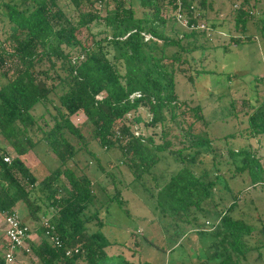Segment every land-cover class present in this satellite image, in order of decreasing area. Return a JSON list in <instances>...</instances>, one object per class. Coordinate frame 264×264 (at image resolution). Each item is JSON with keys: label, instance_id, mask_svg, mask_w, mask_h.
<instances>
[{"label": "trees", "instance_id": "1", "mask_svg": "<svg viewBox=\"0 0 264 264\" xmlns=\"http://www.w3.org/2000/svg\"><path fill=\"white\" fill-rule=\"evenodd\" d=\"M68 1L71 14L59 0H0V17L7 24L0 39V68L8 58L20 63L13 76L0 70V135L13 150L0 144V213L15 212L22 200L33 219L48 216L49 225L38 223L36 238L28 239L33 262L150 264V259L141 257L142 243L135 230L124 241L111 240L103 231L109 205L126 200L113 180L114 193L101 185L107 198L95 204L96 184L75 166L81 152L99 164V155L89 146L94 140L101 148L120 151L132 181L158 208L166 238H179L188 231L199 235L205 256L197 258L198 264H240L248 251L261 250L264 240L251 241L255 225L233 213L237 201L233 190L231 202L218 209L216 220H207L217 203L212 196L223 173L203 107L186 102L176 91L177 74L193 80L185 69H191L195 53H204L211 38L215 20L209 23L206 14L211 0ZM248 3L240 0L233 8L234 25L244 30L252 20L263 33L264 10L254 13L245 7ZM179 11L188 24L203 21L207 26L185 25L179 35ZM93 25L103 27L101 34L93 31ZM252 37L232 35L230 41ZM194 70L209 71L204 66ZM140 106L150 113L144 123L159 127L152 134L136 133L127 121V114ZM249 106L245 110L249 134L264 133V96ZM79 111L85 118L76 124L72 115ZM133 119L139 121L141 116ZM41 140L60 164L38 180L23 155ZM6 153L11 154L9 162L3 159ZM207 154L213 168L194 169ZM228 154L234 164L232 175L247 173L248 185L264 184L260 156L247 147L228 149ZM168 157L176 164L172 169L166 166ZM100 168L110 174L103 165ZM258 220L264 237L260 214ZM171 223L175 236L167 234ZM0 264H5L1 252Z\"/></svg>", "mask_w": 264, "mask_h": 264}, {"label": "rangeland", "instance_id": "2", "mask_svg": "<svg viewBox=\"0 0 264 264\" xmlns=\"http://www.w3.org/2000/svg\"><path fill=\"white\" fill-rule=\"evenodd\" d=\"M211 2L212 8L206 11L208 22L215 20L213 29L211 28V38L207 41L204 53L201 55L197 54L198 52L195 53L196 60L190 62L191 69H185L187 74L192 72L193 80H189L185 73L177 74L176 91L186 102L199 103L203 107L204 114L209 120V134L214 139L212 144L217 150L219 172L223 173L218 179L217 188L212 196L217 203L214 210L207 213V220L211 223L216 220L218 209L231 202L230 190H233L237 195L233 213L255 225L254 235L251 238V241L255 242L258 239L264 240L262 232L259 231L260 220H258V214H260L264 222V184L248 185L250 179L247 173L232 175L234 164L231 162L232 157L228 154V149L247 147L260 156L264 164V133L249 134L248 115L245 113L247 107L250 109L251 103H257V100L264 96V32L257 30L258 27H255L256 24L254 22V25L252 20L248 21V27L244 30L241 27H235L232 12L233 8L239 5L240 0H211ZM59 3L70 14L73 12L68 0H59ZM245 7H249L254 13H261L264 10V0H249ZM176 26V32L179 35L186 29L180 22L176 23ZM92 28L94 32L100 34V30L103 29L100 25H93ZM6 31L7 24L0 17V39L4 38ZM243 34H252L253 37L248 41H230V36H243ZM202 39V37L199 38V40ZM183 66L186 68L188 65L183 64ZM200 66H204L209 71L196 73L194 69ZM19 67L20 63L16 59L8 58L0 70H5L8 76H13ZM138 114L141 119L136 121L133 116ZM149 114L145 107L140 106L127 114V121L132 124L136 133L152 134L153 130H158L159 127L144 123ZM84 118L82 111L72 115V120L76 124H81ZM195 126L198 128L200 124L197 123ZM154 137L158 139L156 135ZM0 144L5 145L11 153L13 152L12 147L1 135ZM89 146L99 155V164L110 173L106 174L88 153H79L75 166L87 172L96 184L98 192L95 204L99 205L107 198L101 185H105L111 194L114 193L113 180L121 196L126 200L123 204L111 203L108 210L104 212L105 235L111 240L124 241L129 238L130 231L135 230L142 243L141 257L150 259V264L154 261L158 263L169 261L173 264H189L192 261L198 264L197 258L201 259L205 256L199 235L188 231L187 235L179 238H170V236L166 238L160 227L162 216L158 208L155 209L153 201L145 195L140 184L132 181V172L121 161L120 151L101 148L96 140L90 142ZM23 159L38 180L60 164L59 158L54 155L45 140L36 143L23 155ZM166 166L172 169L176 164L172 163L171 158L168 157ZM160 167L162 168L163 165ZM199 167L210 170L213 168L208 154L203 156V162L193 166L196 170ZM14 209L27 225L30 238H36L37 224L42 223L43 218L33 219L26 203L22 200L16 203ZM126 209L129 213L125 211ZM2 217L0 213V218ZM166 220L168 222L167 218ZM208 221H205L206 228H210ZM167 231V234L172 233L175 236L172 223ZM179 242L181 243L178 244ZM114 247L117 248L116 245L112 248ZM126 254L129 255L130 251H126ZM21 258L24 264H36V261L33 262L35 257L32 254H22ZM134 258L137 259V255ZM240 264H264V247L261 250L248 251L245 258L240 260Z\"/></svg>", "mask_w": 264, "mask_h": 264}, {"label": "built area", "instance_id": "3", "mask_svg": "<svg viewBox=\"0 0 264 264\" xmlns=\"http://www.w3.org/2000/svg\"><path fill=\"white\" fill-rule=\"evenodd\" d=\"M177 19L189 28L195 27H206L207 24L203 21H198L197 23H187L186 18L182 12L177 13ZM3 159L7 162L11 159V154L6 153L3 155ZM3 216V228L2 236L4 238V243L1 248V254L4 258L5 264H24L21 255L22 254H32V248L28 239H30V232L25 223L22 222L21 218L16 212H2ZM42 223L44 225H49L48 217H42ZM69 252V250L67 251Z\"/></svg>", "mask_w": 264, "mask_h": 264}, {"label": "crops", "instance_id": "4", "mask_svg": "<svg viewBox=\"0 0 264 264\" xmlns=\"http://www.w3.org/2000/svg\"><path fill=\"white\" fill-rule=\"evenodd\" d=\"M4 224H3V217L0 218V250L2 248V245L4 243V238L2 236V232H1V229L3 228Z\"/></svg>", "mask_w": 264, "mask_h": 264}]
</instances>
